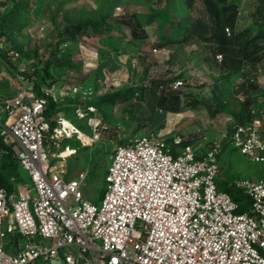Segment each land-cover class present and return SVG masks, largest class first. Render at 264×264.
Wrapping results in <instances>:
<instances>
[{"label":"built area","instance_id":"2783aa9c","mask_svg":"<svg viewBox=\"0 0 264 264\" xmlns=\"http://www.w3.org/2000/svg\"><path fill=\"white\" fill-rule=\"evenodd\" d=\"M14 1L0 0V15ZM20 59L0 34V79L8 70L14 81L13 93L0 94V135L26 174L14 188L0 186V264H264V176L234 181L249 200L241 212L215 181L224 139L252 161L264 160L252 102L250 118L232 119L207 149L154 132L126 137L106 165L102 196L92 202L82 189L88 168L65 177L47 142V97L57 102L61 93L48 80L37 92L22 64H8ZM182 84L168 82L172 89Z\"/></svg>","mask_w":264,"mask_h":264},{"label":"rangeland","instance_id":"374dc122","mask_svg":"<svg viewBox=\"0 0 264 264\" xmlns=\"http://www.w3.org/2000/svg\"><path fill=\"white\" fill-rule=\"evenodd\" d=\"M19 1L26 6L16 19L8 20L4 28L8 40L20 51L21 59L8 64L13 68L22 64L26 71H31L44 61H61V64H52L48 84L62 95L57 101L61 110L53 115L54 127L62 131V124L70 138L65 139V131L50 130L47 142L55 159L64 165L65 177L88 168L82 186L88 200L98 202L102 196L97 197L98 189L103 187L104 170L115 145L125 141L126 137L143 134L137 132H145L152 125L156 130L171 128L164 133L168 142L172 136H180L181 143H193L207 149L222 132L229 131L234 119L231 111L238 110L240 101L249 98L261 119L264 140V55L256 61L240 60L236 47L243 45L255 30L253 20L263 7L259 0H226L233 2V8L226 10H222L221 2L211 0L218 10L216 23L204 0H195L191 7H187L184 0ZM149 12H163L173 23L185 16L197 18L201 24L190 23L184 34L171 30L167 21L159 23L155 20L144 26L146 37L141 39L132 36L130 28L119 21L134 13L141 16ZM229 13H234L231 23L226 18ZM100 17L104 18L98 34L91 32L90 26L75 39L67 38L63 32L71 22ZM217 28L233 43L230 75L234 82L231 90H214L213 81L220 77L211 76L207 62L203 61L216 60V55L221 53L217 50V42L212 41V32ZM159 30L180 41L163 47L165 51L155 47ZM4 73L0 79V94L10 95L14 91L9 81L12 75L8 70ZM152 78L160 80L155 89L157 94L179 99L178 102L171 100L170 107H178V110L169 113L164 123L159 120L158 112L153 113L156 99L149 91ZM174 79H181L183 84L176 89L170 88L168 82ZM128 87L138 93L143 89V97L138 95L131 102L112 105L98 104L103 94ZM76 109L88 114L80 118ZM94 126L96 136L91 140ZM221 144L219 183L256 180L264 176V160L256 162L239 154L226 139Z\"/></svg>","mask_w":264,"mask_h":264},{"label":"trees","instance_id":"16d2710c","mask_svg":"<svg viewBox=\"0 0 264 264\" xmlns=\"http://www.w3.org/2000/svg\"><path fill=\"white\" fill-rule=\"evenodd\" d=\"M195 0H184L185 5L187 7H191L193 5ZM206 7L208 10H210L215 17V23L217 22V16H218V10L216 7L212 4L211 0H204ZM222 3V10H226L229 7L233 8V2L229 1L226 2V0H217ZM261 3H263V7L258 13L257 17L253 20V23L255 25V30L248 37V39L244 42V44L240 47H238L239 52V59H245V60H251L256 61L259 60L264 55V0H259ZM26 6V4L23 1L15 0L12 5L4 10L0 15V34H5V24L8 20H14L20 13L21 9ZM103 18L100 17L97 20H90L86 19L81 22H71L67 24L63 32L66 35L67 38L75 39L77 35L84 33L86 30L85 28L90 26L91 32L94 34H98L100 32V28L103 24ZM182 19H179L176 23H173L167 19L165 14L163 12H149L144 13L141 16L134 14H131L127 18H121L119 21L123 24H126L130 28L131 35L137 38H145L146 37V31L144 30L145 25H150L155 20H158L159 23L163 21H167L171 27V30L174 32L180 31L181 33L188 32L189 24L197 25L199 26L201 24L200 20L190 19L189 17H181ZM227 21L230 23L233 22L234 19V13H229L227 16ZM179 39H174L172 36H169L168 34H163L162 32H158V39L155 41L154 45L155 47H167L173 43L179 42ZM56 61H44L42 65L40 66H34L32 67L31 71H26L25 73L29 76H31V79L33 80V84L39 92V87L42 83H44L46 80L49 81L51 78V66L55 62L56 64H61V61L58 59H55ZM231 74V73H230ZM230 74H225L220 76L222 88L225 91V82L229 80ZM233 77V76H232ZM160 80L159 79H150L149 83V91L153 94V96L156 99V105L157 106H163V102L165 99L164 95H159L156 93V87L159 85ZM144 94V90L141 89L139 93L136 91V89H133L131 87L128 88H121L116 89L111 92H107L103 94L98 99V104H104V105H112L118 102H125L129 101L132 98H135V96L139 95V98H142ZM171 98V97H170ZM171 100H174L178 102V97L173 96ZM250 99L245 98L244 100L240 101L239 103V109L236 111H231V115L233 116L234 120L238 123H242L247 121L250 118V113L248 110V107L250 105ZM166 108V106H163ZM61 110V105H59L58 102L53 101L50 97H47V102L44 109V116L45 119L49 123L50 130L55 126V119L53 118V115L56 114V112ZM88 114V112H86ZM63 138V137H62ZM70 137H65L66 140H69ZM182 146L187 145L188 142H182L180 143ZM111 157V156H110ZM108 163V162H107ZM107 165V164H106ZM106 168V167H105ZM105 173V170H104ZM104 176V175H103ZM26 178V174L23 171V169L20 167L18 160L14 156L12 152L11 145L7 144L3 136L0 135V186H3L7 189L14 188V185L16 183H22L24 179ZM216 184L219 188L227 191L233 200H235L238 203V211H244L248 208L249 200L246 194L237 187L234 183L226 184L225 182H218L216 178ZM103 187L99 188V194L97 197H100V195L103 193L104 190V179H102ZM33 264H42L38 261H34Z\"/></svg>","mask_w":264,"mask_h":264},{"label":"crops","instance_id":"0c3cea01","mask_svg":"<svg viewBox=\"0 0 264 264\" xmlns=\"http://www.w3.org/2000/svg\"><path fill=\"white\" fill-rule=\"evenodd\" d=\"M212 35H213L212 36V41L217 42V44H216V45H218L217 46V50L221 52L220 53V55H221L220 58L223 57V59H220V60L218 58H216V60H205L204 59L203 61L207 62V66H206V68H208L207 71L210 73L211 76H218V77H220L222 75H225V74H230L232 72V70H233L232 63H231V58L233 57L232 53L234 52L233 43L231 42V40H228L227 34H225L220 28L215 29L212 32ZM212 43H214V42H212ZM240 46H242V45H237L236 47L238 48ZM161 49H163L165 51V49L163 47ZM221 60H222V63L220 64ZM218 62H219V64H218ZM204 65H205V62H204ZM108 72L110 73V70H108ZM9 81L12 84V87H14L13 79L9 78ZM233 82H234V77L230 76L229 80H227L225 82V88L227 90L228 89L231 90ZM212 86L214 87L215 91L218 90V89H220V90L223 89L220 78H218L216 82L213 81V85ZM171 98L165 96V99H164V102H163V106H166V108L168 110L159 109V107L156 104L154 105L155 110H153V113L154 112H158L159 113V117H160L159 120L160 121L162 120V123H164L168 119V114L169 113H174V112H176V110H178V107H177V109H175L173 107H170ZM129 101L131 102V100H129ZM152 127H155V126L152 125L145 132L139 131L137 133L154 132V133H157L158 135H160L162 137H165L164 133L168 132L171 129L170 127H167L165 130H162L163 128H161L160 130H156V128H152Z\"/></svg>","mask_w":264,"mask_h":264}]
</instances>
